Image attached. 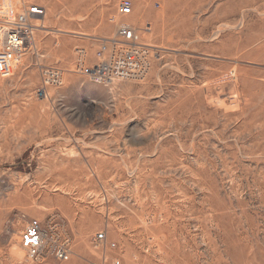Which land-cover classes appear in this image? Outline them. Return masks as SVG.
Masks as SVG:
<instances>
[{"label": "rangeland", "instance_id": "374dc122", "mask_svg": "<svg viewBox=\"0 0 264 264\" xmlns=\"http://www.w3.org/2000/svg\"><path fill=\"white\" fill-rule=\"evenodd\" d=\"M47 1L0 76V264H264V0ZM122 22L155 47L146 77L76 73ZM45 65L65 79L42 99ZM34 218L68 261L29 258Z\"/></svg>", "mask_w": 264, "mask_h": 264}, {"label": "built area", "instance_id": "2783aa9c", "mask_svg": "<svg viewBox=\"0 0 264 264\" xmlns=\"http://www.w3.org/2000/svg\"><path fill=\"white\" fill-rule=\"evenodd\" d=\"M122 15L133 12L131 0H123L119 6ZM48 13L47 0H19V10L15 19L0 22V76L9 75L23 58L38 23L45 20ZM150 31V27L146 28ZM85 55L83 49H78ZM155 47L142 43L138 29L130 23L122 22L112 37H102L96 51V62L88 66L83 59L77 64L76 73L90 77L102 85H111L118 80L143 79L151 69ZM65 70L57 66H42L41 84L36 93L39 98L50 96V87L63 85ZM106 235L98 233L97 240ZM21 245L30 259L43 261L49 255L59 261H68L72 255L70 245L59 241L45 224L37 218L27 222L21 233Z\"/></svg>", "mask_w": 264, "mask_h": 264}]
</instances>
